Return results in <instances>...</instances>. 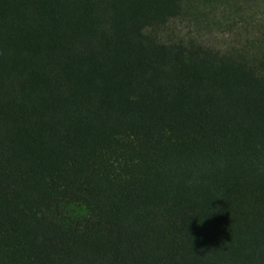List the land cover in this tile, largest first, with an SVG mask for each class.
<instances>
[{
	"label": "trees",
	"instance_id": "trees-1",
	"mask_svg": "<svg viewBox=\"0 0 264 264\" xmlns=\"http://www.w3.org/2000/svg\"><path fill=\"white\" fill-rule=\"evenodd\" d=\"M240 1L0 0V264H264V45L164 37Z\"/></svg>",
	"mask_w": 264,
	"mask_h": 264
},
{
	"label": "rangeland",
	"instance_id": "rangeland-1",
	"mask_svg": "<svg viewBox=\"0 0 264 264\" xmlns=\"http://www.w3.org/2000/svg\"><path fill=\"white\" fill-rule=\"evenodd\" d=\"M227 12L216 13L214 20L207 24L173 22L164 37L186 42L193 39L230 53L247 48L255 51L264 45V2L242 0Z\"/></svg>",
	"mask_w": 264,
	"mask_h": 264
}]
</instances>
